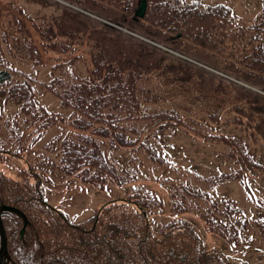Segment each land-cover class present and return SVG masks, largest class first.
<instances>
[{
	"label": "trees",
	"instance_id": "obj_1",
	"mask_svg": "<svg viewBox=\"0 0 264 264\" xmlns=\"http://www.w3.org/2000/svg\"><path fill=\"white\" fill-rule=\"evenodd\" d=\"M49 1L48 17L0 8V98L18 105L0 116V162L26 164L0 167V204L29 219L22 237V219L2 213L15 263L232 264L190 221L159 222L163 201L140 182L149 165L173 164L175 137L221 142L232 172L200 174L175 200L188 212L198 201L204 228L230 243L246 241L253 225L264 231L263 219L250 224L237 200L215 193L233 179L252 196L249 177L264 173L247 141L264 144V10L245 23L226 4L146 0L141 18V0ZM48 94L60 109L44 103ZM45 127L57 136L36 159L30 144ZM54 174L50 185L134 186L137 197L73 223L47 202L43 175Z\"/></svg>",
	"mask_w": 264,
	"mask_h": 264
},
{
	"label": "rangeland",
	"instance_id": "obj_2",
	"mask_svg": "<svg viewBox=\"0 0 264 264\" xmlns=\"http://www.w3.org/2000/svg\"><path fill=\"white\" fill-rule=\"evenodd\" d=\"M38 1L42 0H0V8L11 7L18 12L22 17L28 14H38L42 17H48L47 4L49 0H44L41 5ZM58 2L57 0H52ZM199 1L202 4H226L230 6L232 11L241 18L245 23H252L255 21L262 10H264V0H190ZM53 11V9H52ZM31 17V16H28ZM38 16L34 20H37ZM99 18V17H98ZM50 20V18H47ZM101 19V18H99ZM103 20V19H102ZM12 62V61H11ZM14 67L30 70L29 64H20L17 61L13 63ZM44 98V103L50 105L53 109H60L59 102L52 94H48ZM14 102L5 101L0 98V116H7L13 112L16 107ZM42 128L30 144L33 155L36 159H40L41 153L46 152L47 149L52 148L55 142L57 133H52L51 128ZM233 131H237L233 129ZM38 136V137H37ZM5 136L0 135V140ZM218 141V140H216ZM252 148L250 155H254L259 161L264 162V144L262 141L249 139L247 140ZM1 144V143H0ZM175 144L174 151L168 153L173 164L165 163L152 164L146 170L144 179L140 184L149 194H154L155 198L162 199L163 204L158 211L161 215H156L158 221L161 222L163 214L166 219L171 218V221L183 219L190 221L201 235L205 246L209 249H218L223 251L229 257L232 264H264V231L257 225L250 227L249 237L246 241L238 243H230L225 237H222L217 232L206 230L204 223L200 221V213L196 211L198 208L194 202L189 212L187 205L175 200L182 193V188L188 180L194 181L195 178L201 174L203 176L216 177L220 173H231L232 162L231 157L228 156V146L221 142L206 141L201 138H192L187 135L175 137L170 140V145ZM163 147V146H162ZM250 148V147H249ZM169 149V148H165ZM173 149V146L171 147ZM35 152V153H34ZM27 158V155H25ZM262 158L259 159V158ZM40 162V161H39ZM39 162L38 165L41 170ZM10 170L15 172L17 169L26 166L23 160H13L11 165L7 164ZM5 162H0V167H6ZM19 171V170H18ZM192 172V173H191ZM44 173V172H43ZM194 177L191 178V176ZM179 176V177H177ZM45 188L47 190V200L55 207H57L69 220L73 223H84L90 219L98 209L110 200L116 198H130L134 196V186L120 187L105 184L104 188L97 189V187L82 186V184H71L73 187H68L62 183L55 182L54 184L47 183V178L56 180L59 177L54 174L49 177L44 176ZM194 178V179H193ZM252 181L253 195L250 196L244 187L241 180H227L224 183H219L216 189L218 196L232 197L237 200L250 219V224L255 223V219L264 220V173L258 171L256 176L249 177ZM182 180V181H181ZM79 181V180H75ZM198 184V181L196 182ZM194 184V183H193ZM199 185V184H198ZM145 191V192H146ZM170 194H173L171 197ZM157 196V197H156ZM182 204V208L177 204ZM177 204V207L175 206ZM199 204V203H198ZM200 206V204H199ZM130 207L134 208L133 205ZM174 210V211H173ZM183 210V212H181ZM178 213H175L177 212ZM261 221V220H260ZM263 222V221H262ZM205 227V228H204Z\"/></svg>",
	"mask_w": 264,
	"mask_h": 264
},
{
	"label": "water",
	"instance_id": "obj_3",
	"mask_svg": "<svg viewBox=\"0 0 264 264\" xmlns=\"http://www.w3.org/2000/svg\"><path fill=\"white\" fill-rule=\"evenodd\" d=\"M146 7H147L146 0H142L139 9L136 12L137 16L143 17L145 15ZM2 211L15 212L26 219L25 214L19 209L8 205L0 206V263L1 264H3V262H5L6 260H10V256L7 249V237L5 234L4 226L1 223Z\"/></svg>",
	"mask_w": 264,
	"mask_h": 264
},
{
	"label": "bare ground",
	"instance_id": "obj_4",
	"mask_svg": "<svg viewBox=\"0 0 264 264\" xmlns=\"http://www.w3.org/2000/svg\"><path fill=\"white\" fill-rule=\"evenodd\" d=\"M218 5V4H217ZM25 213V212H24ZM21 222H22V228H23V232H25L27 229H29V221L27 220V218L25 219V218H22V220H21ZM1 223H2V225L4 226V224H5V221H3V219L1 218ZM9 224V223H8ZM10 225L12 226L13 224L10 222ZM9 225V226H10ZM10 226V227H11ZM23 237V236H22ZM7 240H9L8 238H7ZM9 256H10V261L11 262H14L15 263V260L12 258V256H11V254L9 253ZM1 264V263H0Z\"/></svg>",
	"mask_w": 264,
	"mask_h": 264
},
{
	"label": "flooded vegetation",
	"instance_id": "obj_5",
	"mask_svg": "<svg viewBox=\"0 0 264 264\" xmlns=\"http://www.w3.org/2000/svg\"><path fill=\"white\" fill-rule=\"evenodd\" d=\"M13 264H14V262H13Z\"/></svg>",
	"mask_w": 264,
	"mask_h": 264
}]
</instances>
